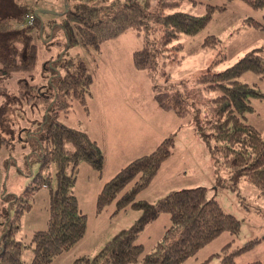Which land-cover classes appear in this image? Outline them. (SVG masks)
<instances>
[{"label": "trees", "instance_id": "trees-1", "mask_svg": "<svg viewBox=\"0 0 264 264\" xmlns=\"http://www.w3.org/2000/svg\"><path fill=\"white\" fill-rule=\"evenodd\" d=\"M50 1L62 9L43 8L55 11L44 20L42 14L48 13L40 12L42 7H33L27 0H0V143L13 144L11 137H17L30 147L25 156L30 165L27 176L32 179L22 193L8 194L16 205L14 214L4 211L1 215L0 211V264H51L84 238L87 215L75 193L79 166L88 163L101 175L106 152L81 120L73 126L63 120L72 116L74 101L89 115L93 83L85 59L79 53L70 55L69 50L82 45L90 53H101L104 42L128 30L142 39L141 48L132 54L133 65L147 72L160 109L174 112L191 123L203 139L210 140L212 154L228 171L232 185L246 180L264 198V132L247 122V116L256 111L254 100L264 99V92L258 84L242 79L248 72L264 79V46L250 49L229 67L219 69L226 60L225 48L216 35H208L203 46L218 49L217 58L195 78L168 81L167 68L185 58L181 38L196 36L216 10H225L226 2L234 0H188L205 2L203 15L181 9L186 0ZM242 1L254 9H264V0ZM27 14L33 15L31 25ZM243 22L264 30V17ZM57 30L64 33V41L55 42L57 57L42 63L39 70L38 40L52 43ZM13 76L16 84L10 87L5 79ZM4 115L7 128L2 122ZM16 116L26 119V124L15 125ZM3 129H8L10 138L2 135ZM175 146V136L170 134L104 183L96 198V214L112 206L111 217L129 209L136 210L138 217L94 255L76 257L72 264H184L225 232L233 239L199 264H237V255L261 241L256 237L236 244L235 237L243 229L241 221L226 212L205 186L173 190L155 201L137 198L150 186ZM34 163L38 170H33ZM43 187L49 194L46 227L34 231L26 242L16 237L21 216L30 210L34 194ZM161 214H169L170 222L153 247L145 251L137 239ZM26 248L32 250L29 262L23 258ZM246 264L264 263L256 260Z\"/></svg>", "mask_w": 264, "mask_h": 264}, {"label": "rangeland", "instance_id": "rangeland-1", "mask_svg": "<svg viewBox=\"0 0 264 264\" xmlns=\"http://www.w3.org/2000/svg\"><path fill=\"white\" fill-rule=\"evenodd\" d=\"M28 1L31 6L36 8L42 7L43 9L56 6L62 9L61 5L50 0ZM213 3L216 4L217 2L214 1ZM226 3V9L223 11L216 10L208 25L200 33L193 37L183 36L181 38L185 45V58L180 62H172L167 68L170 72L169 82L175 83L183 78H195L197 74L204 71L217 58L218 49L203 46V42L208 35H216L221 40V46L225 48L226 60L219 69L229 67L250 49L264 46V30H257L243 22L246 18L262 20L264 9H254L242 0ZM181 9L196 15H203L207 11L205 2L194 4L188 0L181 4ZM50 15L53 16V14L48 13L42 14V17L46 20ZM57 39L64 41V33L61 30L55 31L53 42L50 44L45 43L43 39L38 40L40 46L39 70L42 63L50 58L57 57L59 52L58 46L55 44ZM141 46V37L134 30H128L117 40L104 42L101 53H90L82 45L69 50L70 55L79 53L85 59L89 71L93 73L95 88L101 90L102 84H107L106 89H104L106 96L101 94L102 97H108V99L114 97L115 91L110 86L114 88L116 84L120 86L122 84L125 88L129 86L130 89L132 88V92L125 89L124 94L125 97H130L128 100L131 101V105L138 112L142 110L141 113L146 119L149 117L148 115H151L153 117L152 124L158 125L163 122L170 130L173 129L175 132L176 146L173 156L171 155L172 157L170 156L171 158L168 161H164L154 181L137 198L155 201L173 190L196 186L207 187L222 208L241 221L243 229L241 235L238 238L235 237L236 244H241L256 237L261 239L257 245L236 256L237 264H246L256 260L264 263V198L259 196L257 188L246 180H242L235 185L231 184L228 171L212 154L210 140L207 137L206 140L203 139L191 123H187L172 111H167L170 114L163 119L164 121L160 119L161 117L157 113L160 107L154 100L150 78L146 71H139L133 65L132 54ZM242 79L251 84H258L264 92V79H260L256 74L252 72L245 73ZM5 80L10 82V87H14L13 84H16L15 76ZM37 80L42 83L40 77ZM161 82H163L162 79ZM107 88L109 89L107 90ZM1 101L2 98H0V104ZM253 104L256 111L247 116V122L264 132V99L254 100ZM156 105L159 108L155 107ZM77 107L81 108L82 106L74 101L72 116L63 119L67 124L77 125L76 123L84 116V111L80 112ZM135 115L138 118V114ZM121 116L125 118L124 114ZM25 120H22L21 116L14 118L15 125L26 124ZM119 120L114 123L116 132L123 130L125 127L124 119L119 118ZM2 122L7 128L6 115L3 116ZM11 127L13 128V126ZM136 129H138V126H133V132ZM6 130L8 129L2 131L4 137L9 136ZM135 135L137 134L135 133ZM16 139L17 137H11L10 140L13 144H7L6 141L0 143L1 215H5V212L14 214L16 205L10 202V198H7L8 194L22 193L32 180L31 176H27V174H30V165L25 156L30 147ZM90 166L85 162L80 164L75 185L79 194L80 208L87 215V232L81 241L69 251L55 258L51 264H72L76 257L94 255L109 238L120 229L131 226L138 217L139 213L134 209H129L120 216L111 217L112 206L101 214L97 215L95 212L97 216L93 215L96 209L87 200V196L90 197L92 186L97 183L99 174ZM38 167V164H33L34 171L38 170ZM112 175L115 174L104 169V172L100 175L103 177L100 179L105 182L111 179ZM86 191L87 193L84 194ZM48 195L46 187L41 188L34 194L32 207L21 216V228L17 231L16 237L29 242L34 231L46 227ZM159 218L161 219L150 225L147 231L143 230L137 239L138 242L144 245L145 251L150 250L164 233L163 225L167 221L165 218H169V214H161ZM3 219L4 217H2ZM2 229L1 225L0 230ZM232 239L233 237L228 232L221 234L201 249L196 257L189 259L184 264H199L205 261L212 254L220 252L222 247ZM23 258L28 262L30 261L32 258L31 248L24 249Z\"/></svg>", "mask_w": 264, "mask_h": 264}, {"label": "crops", "instance_id": "crops-1", "mask_svg": "<svg viewBox=\"0 0 264 264\" xmlns=\"http://www.w3.org/2000/svg\"><path fill=\"white\" fill-rule=\"evenodd\" d=\"M121 36H119L118 38H120ZM115 40H117V38ZM106 87L107 84L103 83L102 86L100 87L101 88L100 90L99 88H95L94 83H92L91 97L89 98V102H88L89 115L87 116L84 113V116L82 117L81 120L83 121L84 125L87 127L90 136L96 141H98L105 148V152H106L105 170H108L109 172L116 174L123 166L128 164L130 161H132L133 159H135L140 155L149 153L154 148H156L157 145L165 137L169 136L170 134H175V132L173 131V129L170 130L163 122L162 124H158V125L152 124L151 120H153V117L151 115H148L149 117H147L146 119V117H144L141 113L143 112L142 110L141 112L140 111L138 112L131 105L132 104L131 101L128 100L130 97H125L124 94L125 89H128L132 92V88L130 89L129 86H126V88L123 87L122 84L121 86L119 84H116L115 88L113 86H110L115 91L114 97L110 99H108V97L104 98L101 96V94L106 96V93L104 92V89H106ZM108 89L109 88H107V90ZM155 107L159 108L157 105ZM78 109L80 112L83 111L82 107ZM134 112L138 114V118L135 117L136 113ZM157 113H159L161 117L160 119L162 121H164L163 119L167 117L168 114H170L162 109H160ZM122 114L125 115V118L121 116ZM119 118L124 119L125 127L123 130H119L118 132H116L114 130V127L116 126L114 125V123L120 121ZM133 126H138V129L134 130V132H133ZM135 133L137 135H135ZM171 157H169L166 161H168ZM102 177L103 176L98 175L97 183L93 184L92 186L90 197L87 196V200L91 202L93 208H95V204H96L95 200L97 198V195L101 190L102 186L104 185V183L106 182V181L105 182L103 181L104 183L102 182V179H100ZM76 191L77 190L75 187V193H77V198H78L79 194L78 191L77 192ZM86 193L87 191L84 194ZM121 214H119L118 216H120ZM93 215L94 216L96 215L95 210ZM159 217L154 222L149 224L144 230L147 231L150 225L158 221V219H161ZM165 220L167 221L163 225V230L169 224L170 216L169 218H165Z\"/></svg>", "mask_w": 264, "mask_h": 264}, {"label": "built area", "instance_id": "built-area-1", "mask_svg": "<svg viewBox=\"0 0 264 264\" xmlns=\"http://www.w3.org/2000/svg\"><path fill=\"white\" fill-rule=\"evenodd\" d=\"M27 19H28V24H33V15H31V14H27Z\"/></svg>", "mask_w": 264, "mask_h": 264}, {"label": "water", "instance_id": "water-1", "mask_svg": "<svg viewBox=\"0 0 264 264\" xmlns=\"http://www.w3.org/2000/svg\"><path fill=\"white\" fill-rule=\"evenodd\" d=\"M40 12H42V13H55V11L47 10V9H41ZM36 13H38V12H36Z\"/></svg>", "mask_w": 264, "mask_h": 264}]
</instances>
